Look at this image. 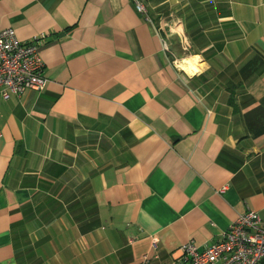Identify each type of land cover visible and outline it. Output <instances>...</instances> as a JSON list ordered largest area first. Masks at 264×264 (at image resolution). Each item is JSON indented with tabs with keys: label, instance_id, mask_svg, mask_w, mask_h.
<instances>
[{
	"label": "crops",
	"instance_id": "0c3cea01",
	"mask_svg": "<svg viewBox=\"0 0 264 264\" xmlns=\"http://www.w3.org/2000/svg\"><path fill=\"white\" fill-rule=\"evenodd\" d=\"M138 1L0 0L47 80L0 94V264H172L264 225V0Z\"/></svg>",
	"mask_w": 264,
	"mask_h": 264
},
{
	"label": "built area",
	"instance_id": "2783aa9c",
	"mask_svg": "<svg viewBox=\"0 0 264 264\" xmlns=\"http://www.w3.org/2000/svg\"><path fill=\"white\" fill-rule=\"evenodd\" d=\"M133 2L138 12L145 13L138 0ZM43 39L40 36L23 43L16 39L12 29L0 31V94L3 100L45 88L47 80L38 54ZM180 252V257L172 264H264V225L258 214L248 210L216 243L199 250L189 242ZM138 264H149V260L144 257Z\"/></svg>",
	"mask_w": 264,
	"mask_h": 264
},
{
	"label": "bare ground",
	"instance_id": "6f19581e",
	"mask_svg": "<svg viewBox=\"0 0 264 264\" xmlns=\"http://www.w3.org/2000/svg\"><path fill=\"white\" fill-rule=\"evenodd\" d=\"M182 64H183L185 67H189V66H191L192 62H191L190 60H184V61L182 62Z\"/></svg>",
	"mask_w": 264,
	"mask_h": 264
},
{
	"label": "rangeland",
	"instance_id": "374dc122",
	"mask_svg": "<svg viewBox=\"0 0 264 264\" xmlns=\"http://www.w3.org/2000/svg\"><path fill=\"white\" fill-rule=\"evenodd\" d=\"M192 62V60H190Z\"/></svg>",
	"mask_w": 264,
	"mask_h": 264
}]
</instances>
